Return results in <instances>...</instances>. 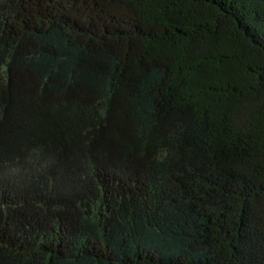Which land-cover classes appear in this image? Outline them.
Masks as SVG:
<instances>
[{"label": "trees", "instance_id": "obj_1", "mask_svg": "<svg viewBox=\"0 0 264 264\" xmlns=\"http://www.w3.org/2000/svg\"><path fill=\"white\" fill-rule=\"evenodd\" d=\"M0 264H264V0H0Z\"/></svg>", "mask_w": 264, "mask_h": 264}]
</instances>
